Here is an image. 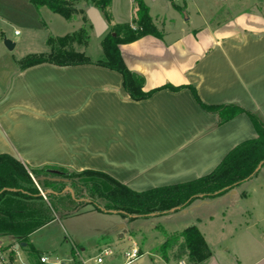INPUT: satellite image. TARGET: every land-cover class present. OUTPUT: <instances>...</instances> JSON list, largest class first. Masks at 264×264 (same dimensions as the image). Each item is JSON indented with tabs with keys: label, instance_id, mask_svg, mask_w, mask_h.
Segmentation results:
<instances>
[{
	"label": "crops",
	"instance_id": "obj_1",
	"mask_svg": "<svg viewBox=\"0 0 264 264\" xmlns=\"http://www.w3.org/2000/svg\"><path fill=\"white\" fill-rule=\"evenodd\" d=\"M144 1L163 37L146 35L120 45L125 65L144 76V90L165 84L194 85L208 105L234 104L264 119V10L258 0ZM190 1L196 4L194 15L188 10ZM25 2L0 0V5L13 8ZM210 2L213 8H207ZM246 2L249 8L241 7ZM225 6L230 13L211 22L213 13ZM46 10L43 6L36 11L38 29L34 30L39 34L36 43L47 49L44 52L49 51L47 38L60 36L51 22L47 24L45 16L49 21L54 17ZM109 13V28L132 22L136 1L112 0ZM0 14L2 23L7 21L8 13ZM67 21H72V29L90 25L81 11ZM94 36L92 27L88 45L78 47L81 52L87 53ZM3 38L0 26V153L14 156L25 166L99 170L143 191L209 174L233 148L258 136L246 113L220 123V117L203 109L188 88L162 89L148 99L133 100L119 72L94 63L61 66L44 62L19 69L20 60L7 53ZM99 38L101 43L103 36ZM88 56L94 61L102 59ZM263 172L264 165L239 187L214 200H198L191 209L176 213L180 221L190 218L182 221L184 227L196 225L212 251L198 264H264ZM205 207L212 210L195 212ZM171 215L141 220L155 229ZM63 218L56 216L31 233L26 247L19 246L22 257L15 255L12 264H35L26 251L38 250L31 245L32 237ZM139 233L144 235L143 228ZM3 238L10 241L6 252H17L20 243ZM139 248L142 257L137 263L143 264L145 252ZM38 251L39 256L46 254ZM159 260L174 264L170 259ZM154 264L161 263L156 260Z\"/></svg>",
	"mask_w": 264,
	"mask_h": 264
},
{
	"label": "trees",
	"instance_id": "obj_2",
	"mask_svg": "<svg viewBox=\"0 0 264 264\" xmlns=\"http://www.w3.org/2000/svg\"><path fill=\"white\" fill-rule=\"evenodd\" d=\"M29 1L37 9L45 6L66 20H71L77 12V3L82 0ZM84 1L87 6H97L109 22L112 0ZM135 1L136 18L132 22L111 25L102 38L104 59L94 61L85 52L74 49L75 45H88L92 28L90 24L64 36L50 35L47 38L49 51L27 55L19 61V69L44 62L61 66L94 63L119 72L123 78L124 90L133 100L148 99L162 89L178 91L188 88L203 109L220 117V123L237 113H246L258 136L233 148L209 174L143 191L134 190L103 171H76L58 165L30 167L8 153H0V238L12 237L19 243L27 244L31 233L56 216L78 214L87 206L102 213L120 214L129 221L180 213L198 200H214L239 187L255 177L260 166L264 165V119L259 113L234 104L208 105L200 99L194 85L165 84L144 90V76L125 65L120 45L134 42L146 35L162 38L163 33L154 24L145 1ZM85 20L88 21L87 16ZM35 182L42 186L46 197L50 199L66 196L69 208L57 209L50 206ZM37 204H43L45 210L37 209ZM162 230L164 240L159 246V253L164 260H169V253L174 251L177 260L187 255L189 264L202 263L211 256L212 251L196 225L171 233ZM8 248L9 246L2 247L5 251ZM32 252L37 257L35 264H42L38 257L39 251L33 248ZM8 255L12 264L15 251L11 249Z\"/></svg>",
	"mask_w": 264,
	"mask_h": 264
},
{
	"label": "rangeland",
	"instance_id": "obj_3",
	"mask_svg": "<svg viewBox=\"0 0 264 264\" xmlns=\"http://www.w3.org/2000/svg\"><path fill=\"white\" fill-rule=\"evenodd\" d=\"M24 1H26L25 4L21 3L20 5L22 6H15L13 7L14 9L12 7H3V5H0V13H8L6 14L8 16L6 19L7 21H4V23H2L0 18V26H2L4 29L5 38L17 43V46L14 49L9 50L7 48L8 50L6 51L9 55H11V57L14 56L19 60L23 59L29 54L40 53L47 50L45 49V46L43 47L42 45H38L36 43V41H38L39 34L34 30L37 28L36 24L38 22L37 18L39 15L37 14L38 9L29 0ZM258 2L260 5L259 8L264 10V0H258ZM210 3V5H207V8L214 7L212 4L213 2ZM249 3L250 2H246L245 4L241 5V7L244 6L249 8ZM27 4L30 5L29 7L31 8L28 9L26 7ZM180 4H183L182 1H180ZM252 6L253 8L257 7L256 4ZM77 7L78 11L74 16H78L81 11V14L85 18V10L87 8L85 1L82 0L77 3ZM48 9L49 8H47L46 11H48L50 15H53L52 17H54V20L49 21V17L47 16H45V20L47 24H50L51 22V28L54 32H56L55 34L64 36L74 32V30H78L72 29V21H67L65 18H63V16L53 14V12ZM188 10L194 15L196 13V4L191 2L188 6ZM229 13L230 12L226 6L222 7L213 13L211 22H216L219 19L221 20ZM167 25L170 24L167 23ZM159 26H161V24ZM15 31H18L19 35H15ZM99 39L100 38L98 36L93 37L86 54L92 56L93 58L104 59V50ZM72 46L74 47V45ZM78 47L82 49V46L79 45H75L74 49L79 51L80 49ZM35 183L42 193L44 199L50 206L57 209L69 208V201L66 196H62L58 199H50L46 197L42 186H40L37 182ZM197 202L198 201L195 203ZM191 207L189 208L191 209ZM36 208L39 210H45L46 207L43 204H37ZM90 210L91 207L87 206L81 213L68 215L59 221L57 220L53 222L43 230L36 232V234H34L32 237L31 245L33 244L38 250L50 255L53 259L57 257L67 260L68 262L70 259L74 258V255L72 254V250L76 248L74 243L83 246V251L79 250V247H77V249L79 250V255L84 258L96 255L100 246L108 245L115 250V253L111 257L107 258L104 264H125L126 260L123 255L124 251L129 249L133 244H136L138 247L143 249V252H145L143 254V257L145 258V262L143 264H154L156 260L161 264H165L163 260H159L161 257L159 253V246L160 242L164 240V232L162 229H164L167 233L182 230L188 226L186 225L184 227L182 221H187L190 219L182 218L180 221V218L177 217V214H172L169 217L163 218L161 223H163L164 226L161 223H157L154 229L150 228L149 224L146 222L144 223V221L141 219L129 221L127 218H122L123 220L121 221L122 216L120 214L102 213ZM211 210L212 207H205L202 209H197L195 212L197 214H205V212L209 213ZM195 212H192L190 216H192L193 213L195 214ZM178 214H182V212ZM122 223L125 224V228L118 229V226ZM213 223H218V219ZM139 228H143V231L145 232L144 235L139 233ZM120 234L123 236L120 237ZM9 243L10 241L8 239H0V245L2 247H7ZM11 248H13V246ZM19 248L21 247L16 248L17 252L15 251V255L22 257V255H20L21 251L18 250ZM26 251L30 255L29 259L35 263V261H37V257H34L32 250L28 249ZM19 256H17L18 260ZM169 258L170 262H173L174 264H179L180 261H184L186 264L190 263L189 257L187 255H183L179 260H177L175 251L169 253ZM131 264H138L137 260Z\"/></svg>",
	"mask_w": 264,
	"mask_h": 264
},
{
	"label": "built area",
	"instance_id": "obj_4",
	"mask_svg": "<svg viewBox=\"0 0 264 264\" xmlns=\"http://www.w3.org/2000/svg\"><path fill=\"white\" fill-rule=\"evenodd\" d=\"M18 31H15V34H18ZM115 250L108 245L101 246L98 248V253L94 256L84 258L79 255V250L76 248L74 253V258L70 259V264H104L106 259L114 255ZM125 257V264H131L134 261H138L141 257L140 248L133 244L129 249L125 250L123 253ZM39 261L42 264H69L68 261L60 259V258H52L50 255L43 254L39 256ZM9 255L8 253L2 249L0 245V264H8ZM179 264H186L184 261H180Z\"/></svg>",
	"mask_w": 264,
	"mask_h": 264
},
{
	"label": "water",
	"instance_id": "obj_5",
	"mask_svg": "<svg viewBox=\"0 0 264 264\" xmlns=\"http://www.w3.org/2000/svg\"><path fill=\"white\" fill-rule=\"evenodd\" d=\"M86 16L90 24L92 25L96 36L102 37L109 30V24L97 6L95 5L89 6V8L86 10ZM4 45L9 50L14 49L15 47V43L12 40L7 39V38L4 39ZM203 202H206V201H203ZM124 227H125V224L122 223L118 226V229H123ZM19 246H26V243L23 242L20 244H16V248H18Z\"/></svg>",
	"mask_w": 264,
	"mask_h": 264
}]
</instances>
